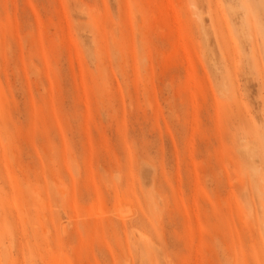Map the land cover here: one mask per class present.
I'll return each mask as SVG.
<instances>
[{"label": "rangeland", "instance_id": "374dc122", "mask_svg": "<svg viewBox=\"0 0 264 264\" xmlns=\"http://www.w3.org/2000/svg\"><path fill=\"white\" fill-rule=\"evenodd\" d=\"M0 264H264V0H0Z\"/></svg>", "mask_w": 264, "mask_h": 264}]
</instances>
